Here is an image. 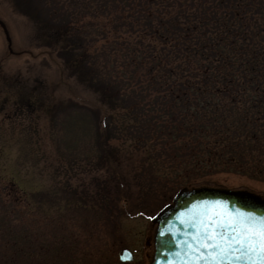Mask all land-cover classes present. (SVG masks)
Returning <instances> with one entry per match:
<instances>
[{"label": "trees", "instance_id": "16d2710c", "mask_svg": "<svg viewBox=\"0 0 264 264\" xmlns=\"http://www.w3.org/2000/svg\"><path fill=\"white\" fill-rule=\"evenodd\" d=\"M52 1L38 3L66 41L64 68L96 77L114 102L116 112L97 107L96 133L140 161L143 188L177 191L216 173L264 182V0L76 1L100 21L89 39L73 4ZM2 240L10 264L16 239Z\"/></svg>", "mask_w": 264, "mask_h": 264}, {"label": "rangeland", "instance_id": "374dc122", "mask_svg": "<svg viewBox=\"0 0 264 264\" xmlns=\"http://www.w3.org/2000/svg\"><path fill=\"white\" fill-rule=\"evenodd\" d=\"M68 1L79 33L89 39L99 19L81 0ZM40 8L38 0H0V248L9 232L18 250L10 264H147L154 250L151 217L176 191L143 188L141 163L119 148L120 138L108 144L99 138L97 107L110 113L116 106L96 77L64 68L66 41L56 40V24ZM71 101L77 106L68 115ZM86 108L89 115L82 114ZM197 184L264 194V182L235 173L204 176ZM122 247L133 251L132 261L119 260Z\"/></svg>", "mask_w": 264, "mask_h": 264}, {"label": "snow or ice", "instance_id": "6c2138e0", "mask_svg": "<svg viewBox=\"0 0 264 264\" xmlns=\"http://www.w3.org/2000/svg\"><path fill=\"white\" fill-rule=\"evenodd\" d=\"M185 216L193 231L180 242L183 264H264V216L225 201L194 205Z\"/></svg>", "mask_w": 264, "mask_h": 264}, {"label": "water", "instance_id": "95a60500", "mask_svg": "<svg viewBox=\"0 0 264 264\" xmlns=\"http://www.w3.org/2000/svg\"><path fill=\"white\" fill-rule=\"evenodd\" d=\"M205 201H225L230 208L264 216V195L259 193L210 185L182 187L176 192L172 202L152 217V221L156 222L153 235L154 251L148 264H183L178 255L181 252L180 242L184 240L185 234L191 233L193 229L190 223H182V220L186 219L185 214L193 209L194 205ZM118 257L122 261H132L133 253L124 247L118 251Z\"/></svg>", "mask_w": 264, "mask_h": 264}]
</instances>
